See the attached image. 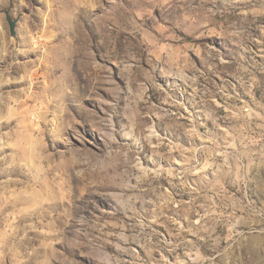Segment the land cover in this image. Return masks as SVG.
<instances>
[{
  "label": "rangeland",
  "instance_id": "obj_1",
  "mask_svg": "<svg viewBox=\"0 0 264 264\" xmlns=\"http://www.w3.org/2000/svg\"><path fill=\"white\" fill-rule=\"evenodd\" d=\"M0 264H264V0H0Z\"/></svg>",
  "mask_w": 264,
  "mask_h": 264
},
{
  "label": "water",
  "instance_id": "obj_2",
  "mask_svg": "<svg viewBox=\"0 0 264 264\" xmlns=\"http://www.w3.org/2000/svg\"><path fill=\"white\" fill-rule=\"evenodd\" d=\"M5 17H6V21H7V24L9 26V33L10 35H15V26H16V19H12L10 17V14H9V10H7L5 12Z\"/></svg>",
  "mask_w": 264,
  "mask_h": 264
}]
</instances>
